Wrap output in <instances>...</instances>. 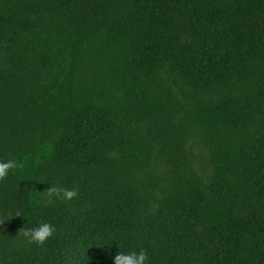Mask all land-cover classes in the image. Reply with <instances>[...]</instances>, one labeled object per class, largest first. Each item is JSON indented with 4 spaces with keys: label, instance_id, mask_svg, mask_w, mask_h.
<instances>
[{
    "label": "trees",
    "instance_id": "obj_1",
    "mask_svg": "<svg viewBox=\"0 0 264 264\" xmlns=\"http://www.w3.org/2000/svg\"><path fill=\"white\" fill-rule=\"evenodd\" d=\"M9 159L0 264H264V0H0Z\"/></svg>",
    "mask_w": 264,
    "mask_h": 264
},
{
    "label": "clouds",
    "instance_id": "obj_2",
    "mask_svg": "<svg viewBox=\"0 0 264 264\" xmlns=\"http://www.w3.org/2000/svg\"><path fill=\"white\" fill-rule=\"evenodd\" d=\"M23 163L15 159H9L7 161L0 160V183L7 180L9 174L16 169H22ZM47 200L45 205L53 203L54 198L60 201H71L79 196V191L76 187L71 189L66 188L59 184H51L45 190ZM15 216H21L19 212L15 213ZM7 219H0V225L4 224ZM56 232V228L50 222H44L34 228L24 227L19 231V235H22L29 244H36L39 247H43L46 242L53 237ZM114 264H148L149 255L147 250L141 249L137 251H129L127 253L120 251L114 256Z\"/></svg>",
    "mask_w": 264,
    "mask_h": 264
}]
</instances>
